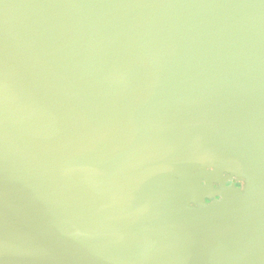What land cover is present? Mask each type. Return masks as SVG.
Listing matches in <instances>:
<instances>
[{
    "label": "water",
    "instance_id": "water-1",
    "mask_svg": "<svg viewBox=\"0 0 264 264\" xmlns=\"http://www.w3.org/2000/svg\"><path fill=\"white\" fill-rule=\"evenodd\" d=\"M0 264H264V0H0Z\"/></svg>",
    "mask_w": 264,
    "mask_h": 264
},
{
    "label": "flooded vegetation",
    "instance_id": "flooded-vegetation-1",
    "mask_svg": "<svg viewBox=\"0 0 264 264\" xmlns=\"http://www.w3.org/2000/svg\"><path fill=\"white\" fill-rule=\"evenodd\" d=\"M228 176H231V175H229V174H227V173H223V174L219 177V179H225V178L228 177ZM241 181H242V180L239 179L238 177H236V176H232L231 179H228V180L226 181V185H227V186H231V185L234 184L236 188H240L238 185L240 184ZM243 181H244V185H246L245 180H243ZM203 183L205 184V182H203ZM214 188H215V189H218V188H220V186H219L217 183H214ZM216 197H217L218 200H221V197H219V196H216ZM207 202H208V203H211L210 200H207Z\"/></svg>",
    "mask_w": 264,
    "mask_h": 264
},
{
    "label": "clouds",
    "instance_id": "clouds-1",
    "mask_svg": "<svg viewBox=\"0 0 264 264\" xmlns=\"http://www.w3.org/2000/svg\"><path fill=\"white\" fill-rule=\"evenodd\" d=\"M238 186L240 187V191L241 192L245 191L246 187L244 185V181L243 180L240 182V184Z\"/></svg>",
    "mask_w": 264,
    "mask_h": 264
}]
</instances>
